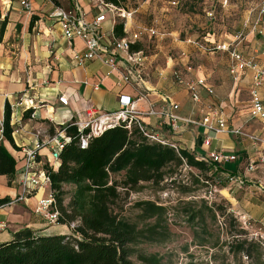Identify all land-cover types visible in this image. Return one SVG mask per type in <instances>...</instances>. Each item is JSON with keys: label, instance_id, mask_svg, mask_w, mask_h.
<instances>
[{"label": "crops", "instance_id": "crops-1", "mask_svg": "<svg viewBox=\"0 0 264 264\" xmlns=\"http://www.w3.org/2000/svg\"><path fill=\"white\" fill-rule=\"evenodd\" d=\"M19 1L0 0V20L6 19L5 29L0 39V129L4 105L5 102H8L11 108L12 137L15 145L20 148L19 151L13 149L7 141L2 139L0 132V142L16 161L15 174L10 181L7 176L0 175V199L8 197L10 200L22 192L19 179L25 164L23 155L26 149L33 148L36 142L44 143L50 137L58 134L60 125L86 121L85 110L89 107L96 111L95 116L102 119L104 115L112 114L119 109L121 95L134 96L130 86L120 87L117 85L119 72L110 68L102 60L98 58L74 59L75 54L83 51L84 44L78 38L72 40L63 38L60 26L53 14L56 11L55 8L68 10L76 3L82 8L86 21H92L97 15L105 12V20L102 22L101 28L107 37L113 34L114 25L120 17L118 18L111 11L93 9V3L90 0H54L52 3L45 0H32L30 12L23 10ZM160 9L137 10L136 12L155 13L158 22H163L165 27L179 22V19L174 18V13H167V10H163L164 8ZM188 20L191 22V27L201 23L196 14L189 16ZM204 20L207 23L206 19ZM122 23L124 35L132 37L137 29L130 31L128 19L122 20ZM209 23L211 24V21ZM261 25L264 26V23ZM207 37L211 40H228L225 37H216L215 34V38H213L210 33ZM253 37L252 33L245 36L241 50L246 58L252 59L258 66H264V59H258L257 55L252 54L256 51V41L253 40ZM139 40L141 41V37ZM179 45L181 46H178L177 52L183 50L189 53L194 50L182 42ZM248 51L251 53L249 54ZM167 62L171 63L168 66H171L173 71L185 72L183 74L186 78L202 77L207 82L205 73L201 71L202 76H199L186 64L188 58H170L167 59ZM147 67L145 65L144 69L145 85L148 90L147 98L149 102H152L156 111H159L162 105L161 97L168 96L172 102L178 104L179 107L175 113L181 118L200 117L201 108L203 104L207 103L206 101L200 104L192 102L187 96V91L176 81H171L165 74H160L161 72H155L150 77ZM251 75L250 70L242 71L240 82L234 86V89L237 90L241 85H244L248 90V112L246 115L249 118H251L249 114ZM207 84L209 83L207 82ZM237 92L239 94L240 89ZM260 93L264 99V85L261 86ZM60 95L67 98L66 105L58 102ZM20 99L22 102L31 100V106L27 108L24 107V104L18 105ZM139 103L141 108H145L143 102ZM237 106L235 103L229 109L227 106H223L229 125L233 128L242 125L244 119L242 116L238 118L236 126L231 122L233 109ZM139 120L149 129L158 132L161 137L175 144L177 148L186 149L194 155L204 151L201 136L205 131L201 127L179 121L176 132H171L167 120L159 114L155 116L144 114L139 117ZM257 121L260 123L250 126L251 133L259 135L260 140H264V121ZM209 134L212 136L210 149L236 156L235 161L224 162L217 165V168L224 176L238 174L245 180L243 186H236L241 189L236 191L235 199L240 208L239 214L264 225V163L260 160L264 148L261 143L254 145L247 137L234 141V136L230 134L216 135L212 132ZM253 145L256 147V151L252 152L253 158L250 161L249 159L245 160L244 163L243 157L238 152L244 150V153L248 154L250 150L254 149ZM49 160V149L46 146L41 147L38 150L34 169H44ZM242 163L244 164L241 167ZM250 165L254 167L251 171L247 169ZM39 194L32 192L23 201L0 207V221L7 223V227L0 231V243L10 241L23 233L34 236L70 234L71 228L68 225H50L43 217L34 212Z\"/></svg>", "mask_w": 264, "mask_h": 264}, {"label": "rangeland", "instance_id": "rangeland-1", "mask_svg": "<svg viewBox=\"0 0 264 264\" xmlns=\"http://www.w3.org/2000/svg\"><path fill=\"white\" fill-rule=\"evenodd\" d=\"M172 1L119 2V7L134 11L128 18L130 31L147 28L157 31V36L153 37L143 34L136 49L144 54L150 77L155 72H161L160 74H165L175 82L173 68L168 66L171 63L167 59L183 57L181 50H177L186 38L202 41L210 37H207L209 33L228 40H232L238 33H243L246 37L252 33L253 40L256 41V51L252 54L257 55L258 59H264V44L253 29L259 0H228L225 6L211 0H174L178 2L177 5H172ZM160 8L167 10V13H174V18L179 19V22L165 27L163 22H158L155 13L136 12L161 10ZM209 9H213L214 19L206 16ZM193 14L198 15L201 23L191 27L188 17ZM122 20L124 19L120 18L118 21ZM187 54L186 64L199 76H202V72L205 73L207 82L214 89V96L209 97L203 88H199L201 102L212 100L227 106V109L234 103L238 105L233 109L231 122L235 125L238 118H244L242 125L235 127L243 135H232L233 140L239 141L247 135L260 140V136L250 130L252 124L260 122L246 115L248 90L244 85L239 88V94V89H234L233 79L229 74L228 56L224 53L204 54L197 49ZM187 96L191 100L189 93ZM256 144L260 142L254 143ZM255 151L256 147L248 154L244 150L238 154L245 163L247 159L252 160V152ZM113 179L119 184L120 195L111 209L139 231L136 239L128 245L130 264H264V225L251 218L245 223L240 220V215L243 214H239L240 208L235 199L236 191L241 189L230 185L218 168L214 169L212 166L210 170H197L183 163L178 167L164 169L163 180L159 183L141 182L129 189L120 183L123 179L122 172L113 175ZM64 190L66 193L63 204L67 205L74 187L67 184L64 185ZM47 192L46 190V194ZM143 201L153 202L161 206L162 210L149 217L139 205ZM74 226L75 223L69 226L70 234ZM243 240L246 243L242 250Z\"/></svg>", "mask_w": 264, "mask_h": 264}, {"label": "trees", "instance_id": "trees-1", "mask_svg": "<svg viewBox=\"0 0 264 264\" xmlns=\"http://www.w3.org/2000/svg\"><path fill=\"white\" fill-rule=\"evenodd\" d=\"M104 1L117 6L120 2ZM5 25L6 19L0 20V39ZM113 34L125 36L122 22L114 25ZM138 45L139 42L132 44L130 50L138 51ZM10 120L11 108L5 102L2 139L19 151L12 137ZM127 125V121L119 122L98 135H90L85 145L82 140L89 134L88 128L79 131L74 122L59 126L69 141L60 151L58 166L51 169L45 165L44 170L59 213L58 223L68 226L75 223L72 234L34 236L23 233L0 243V264H130L128 245L139 231L111 209L120 195L113 175L122 172L120 183L129 189L141 182L159 183L164 169L183 163L197 170H210L212 166L196 160L186 149L148 140L134 122ZM15 165L14 157L0 142V175L10 181ZM67 184L74 190L68 204L64 205V185ZM9 201L8 197L1 198L0 207ZM139 205L149 217L162 210L150 201ZM245 243L246 240L241 243L242 250Z\"/></svg>", "mask_w": 264, "mask_h": 264}, {"label": "built area", "instance_id": "built-area-1", "mask_svg": "<svg viewBox=\"0 0 264 264\" xmlns=\"http://www.w3.org/2000/svg\"><path fill=\"white\" fill-rule=\"evenodd\" d=\"M46 2L52 3L54 0H45ZM92 8H99L101 10L111 11L116 16L127 20L132 16L131 11H124L117 5L110 4L104 0H90ZM219 3L221 6H225L228 0H211ZM177 1H172V5H177ZM20 7L30 12L32 10V0H20ZM1 7V6H0ZM53 17L57 20L62 37L67 40L78 38L82 40L84 49L82 52L74 55V59H94L98 58L107 64L110 68L115 69L119 72V78L117 85L130 86L134 92V96L121 95L119 102V109L112 113L106 114L100 119L96 115V111L92 107L87 108L86 115L87 120L78 123L74 122V125L79 131L89 129V134L85 139L82 140V145L86 144V139L90 135H98L106 128H109L119 122H128V127L131 122H134L141 133L150 141L158 142L164 145H169L177 149V146L170 143L166 139L160 136L154 129H149L143 124L139 117L141 115L155 116L161 115L167 120L169 130L176 132L179 121L193 126L201 127L205 133L202 134V147L204 151L195 156L196 160L205 162L217 169V165L224 162H232L236 160L234 154H228L218 152L214 149H210L212 136L210 132L218 134H230L234 136L243 135L239 128H233L229 125L228 119L224 112V107L221 103L215 101H208L203 104L201 108L200 117H185L181 118L175 111L178 109V104L171 101L168 96L161 97L162 105L159 111H156L152 102H149L147 98V87L145 85L144 69H145V56L142 51H131L130 47L132 44L139 42L140 37L145 34L149 37L157 36V31L153 28H147L144 30L137 29L132 37H117L112 34L110 37L106 36V33L102 30L101 24L105 20V12L97 15L92 21L85 20V14L78 3L74 4L71 9L65 10L61 8H55ZM213 9L206 11V16L209 19H214ZM264 0H259L257 6V18L253 23V29L261 37L262 43H264ZM125 25V23H124ZM125 31V29H124ZM209 35V34H208ZM163 36V34H160ZM214 37V34H212ZM245 41V35L238 33L232 40H221V39H207L204 38L202 41L186 38L183 42L191 46L194 49L204 53H224L229 59V74L233 79L234 86L241 80L240 73L244 70H250L252 72L250 86H249V114L251 118L264 121V99H262L260 88L264 85V66H258L252 59L246 58L241 50V46ZM182 58H188L186 51H181ZM122 63V65H120ZM121 68V69H120ZM173 76L178 85L182 86L187 93L190 94V98L194 103L200 104L202 96L200 95L199 88H203L205 93L212 97L214 96V89L211 85L207 84L205 78H193L189 79L179 70L173 71ZM143 102L145 108L140 107L139 102ZM31 100L22 102L19 100V104H24V107L29 108ZM58 102L63 105L67 104V98L64 95L58 97ZM2 135V125L0 129ZM251 142L261 143L264 148V140H259L255 136H246ZM69 141V138L63 131L50 137L44 143L36 142L33 148L26 149L23 155L24 166L20 174V185L22 186L21 194L15 196L12 200L7 202L5 205H11L17 201H23L32 192L38 195L34 212L45 219L50 225L59 224L58 217L59 213L56 208L55 198L50 189L49 177L44 169H34V165L37 161L38 150L46 146L50 152V160L47 165L51 169H55L59 163V154L65 144ZM261 162L264 163V149H262ZM249 171L253 170V166H248ZM225 178L230 185L241 187L244 185L245 180L238 176V174H226ZM46 190L48 191L46 194ZM46 194V195H45ZM240 220L245 223L248 219L244 215H240ZM7 227L5 221H0V231Z\"/></svg>", "mask_w": 264, "mask_h": 264}]
</instances>
